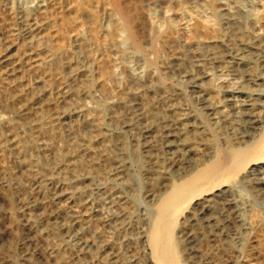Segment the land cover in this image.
Returning <instances> with one entry per match:
<instances>
[{"label": "bare ground", "instance_id": "1", "mask_svg": "<svg viewBox=\"0 0 264 264\" xmlns=\"http://www.w3.org/2000/svg\"><path fill=\"white\" fill-rule=\"evenodd\" d=\"M60 1L0 0L22 40L0 47L7 223L24 218L43 264H76L71 248L115 264L208 263L204 245L240 255L264 217V0H139L160 13L152 32L130 0H91L53 47ZM19 254L7 239L0 264H34Z\"/></svg>", "mask_w": 264, "mask_h": 264}, {"label": "rangeland", "instance_id": "2", "mask_svg": "<svg viewBox=\"0 0 264 264\" xmlns=\"http://www.w3.org/2000/svg\"><path fill=\"white\" fill-rule=\"evenodd\" d=\"M13 2H14V4H16V2H17V5H19L18 3H22L21 5H23L24 7H29V8H31L32 6H34L33 4L36 2V1H38V0H12ZM64 0H62V1H60V2H58L56 5L57 6H59L60 5V7L58 8L60 11H58V9H53V16L57 19H55V18H53L54 19V21H53V23H54V28L57 30V32H56V30H55V32L53 31V33H57L58 35L56 36V35H54V37L52 38V42H55V43H52V46L53 45H57V46H59V44L61 45V43H63L64 44V42H65V40H66V36L67 35H65V33L66 32H68L69 33V31H71V29H73V25H72V23L70 22V20L68 19L70 16H71V18L70 19H72V17L75 15L74 13V10H75V8H76V6H77V8L79 7V8H87L89 5H91V6H89L88 8H91L92 7V5H93V2L91 1V0H74V2L72 1V3L70 4H67L68 3V1L70 2V0H65L64 2H63ZM79 3H78V2ZM88 4V5H86V3ZM91 3H90V2ZM63 2V3H62ZM77 2V3H76ZM129 2H131L133 5H134V7H135V11H136V15L138 14L137 12H139V14L137 15V17L141 20V21H143L144 22V25H145V28H146V31L147 32H152L153 31V25H154V27H155V24H157V23H155V22H157V21H159V14L160 13H158V10H156V9H153L152 11L153 12H155V11H157V12H155V14L154 13H152V11H151V13L152 14H146L145 13V9H144V7H143V5H142V3L139 1V0H130ZM137 2V3H136ZM85 3V4H84ZM63 4V5H62ZM78 4V5H77ZM138 4H141V6H139ZM55 5V6H56ZM72 5H73V7H72ZM84 5V6H83ZM137 5H138V8H137ZM31 6V7H30ZM65 7L64 9H65V11L63 10V8L62 7ZM67 6V7H66ZM71 8H69V7ZM3 9H0V20H3V22L2 21H0L1 23H0V36H2V37H0V47L1 46H3V44H6V42L7 43H11V45H13L14 47L15 46H19L20 44H21V42H22V40L20 39V37H18V36H16V35H13L12 34V29H14V28H16L17 27V22H16V20H15V18H12V14H10V12L8 11V10H6L7 8H5L6 7V5L5 6H1ZM0 7V8H1ZM93 7H95L96 9H97V7L95 6V5H93ZM61 8V9H60ZM72 8H74V10L72 9ZM142 8V9H141ZM68 9V10H67ZM94 9V8H93ZM1 10H2V12H1ZM4 10V11H3ZM6 10V11H5ZM56 12H55V11ZM63 10V11H62ZM144 10V11H143ZM61 11L63 12V13H61ZM9 12V13H8ZM60 12V13H59ZM143 12V13H142ZM6 13V14H5ZM57 13V14H56ZM61 15V17H60V15ZM64 16H63V15ZM146 14V15H145ZM172 14V12H170V14L169 15H171ZM141 15V16H140ZM154 15H155V17H154ZM5 16H7V17H5ZM56 16H58V17H56ZM151 16H152V18H153V20L151 19ZM172 17H175V14H173V15H171ZM2 17V18H1ZM141 17V18H140ZM144 17H146V18H144ZM149 17V18H148ZM11 18V19H10ZM159 18V19H158ZM15 22H13V21ZM67 20H68V22H67ZM152 20V21H151ZM6 22V23H5ZM13 22V23H12ZM67 22V23H66ZM146 22L148 23V24H146ZM14 24V26H13V28H12V24ZM66 23V24H65ZM150 23V24H149ZM10 26H9V25ZM16 24V25H15ZM71 24V25H70ZM56 25V26H55ZM66 25H68L67 27H66ZM148 25L149 26H151V27H148ZM10 27H11V29H10ZM71 28V29H69V31H68V28ZM63 28V29H62ZM12 30V31H11ZM58 30L60 31L59 33H58ZM63 30V31H62ZM66 31V32H65ZM95 31V30H94ZM6 32H7V34H6ZM65 32V33H64ZM11 33V36L12 37H10L9 36V34ZM52 33V32H51ZM61 35V38H60V35ZM67 34V33H66ZM4 35H6L5 36V38H4ZM8 35V36H7ZM63 36V37H62ZM65 36V37H64ZM6 37H8L7 39H6ZM14 37H16V39L14 38ZM18 38V39H17ZM56 38H60L59 40H57ZM65 38V39H64ZM61 39H64V40H61ZM6 40V41H5ZM8 40V41H7ZM12 40V41H11ZM57 40V41H56ZM61 41V42H60ZM121 41H123L122 42V45L124 44V46H125V48L127 47H129L130 46V43H129V41L128 40H126V38L125 37H122V39H121ZM13 42V43H12ZM126 42V43H125ZM59 43V44H58ZM18 44V45H17ZM21 46V45H20ZM55 46H53V47H55ZM135 66H134V65ZM131 65L134 67V68H137V64L135 63V62H131ZM140 70V69H139ZM141 71V70H140ZM141 73H142V75H144L145 74V70H143V71H141ZM178 75V76H177ZM174 76V77H173ZM176 77V78H175ZM184 79V78H186V76H182V75H180V74H178V73H175V75L173 74L172 75V77L170 78V79H168L170 82H177V80H179V79ZM180 79V80H181ZM185 80V79H184ZM183 82V86H181V87H183L182 89H185L184 90V92L185 93H188V95H189V86H187L186 85V83H185V81H182ZM185 83V84H184ZM184 85H185V87H184ZM128 138L130 139V137L128 136ZM218 145H221V142H220V140L218 141ZM10 162V163H9ZM9 163V164H8ZM11 161H8L7 159H6V161H5V164L6 165H11ZM136 172L139 174V175H141V171L139 170V169H136ZM24 184H25V186L27 187V189L28 188H30V184L27 182H25L24 181ZM29 184V185H28ZM138 190V191H137ZM136 190V192H137V194H138V196L139 197H143V195H144V191H145V187L143 186V187H140V188H138ZM140 190H141V192H140ZM3 205V203H2V201L0 200V233H3L4 235H1L0 234V241H1V239H2V241L0 242L1 244H0V247L2 246V244H4L5 242H7V239L9 240V241H11L16 247H17V251L20 253L19 254V256L21 257V258H25V254H32L33 253V256H32V262L34 263V264H43V260H44V258L42 257V255H40L41 254V252H40V250L42 249L43 250V248H42V246L41 245H35V244H33L32 242H31V240H30V236L28 235L29 233H30V231L29 232H27V229L29 228L28 227V225L26 224V222L25 221H23L24 220V218L21 216V215H17V217H16V219H17V221H16V223L18 224V225H16V224H13L12 226L11 225H9V223H7L8 222V220L6 221V219H7V213H6V211L4 210L5 208H4V205ZM3 211V212H2ZM6 213V214H5ZM5 215H6V217H5ZM248 219H249V217H248ZM4 221V222H3ZM6 221V222H5ZM249 221H251V219H249ZM261 222L263 223V224H261ZM258 225H256V227L254 228V229H252L249 233H247V234H245L244 235V243H243V246H242V248H241V253H240V255H238V253L237 252H232V250H231V252L227 249V247L225 248V246H223V245H218V246H212V245H204L203 246V252L205 253L204 255L207 257V258H205V259H207V261H208V263H205V264H223L224 263V261H225V263H227V264H246L245 262H247V260L248 261H250V259H251V261H255V260H259L258 262H260V264H264V217H263V220L261 221ZM3 223V224H2ZM2 224V225H1ZM5 224V225H4ZM15 225H16V228H15ZM20 225H21V227H20ZM178 225V224H177ZM3 226V227H2ZM5 226V227H4ZM24 226V227H23ZM179 226V225H178ZM178 226L177 227H175V228H178ZM260 226V227H259ZM20 228V230H18L19 228ZM24 229H23V228ZM4 230H3V229ZM9 228H10V230H9ZM12 228V229H11ZM261 228V229H260ZM14 229H16L15 230V232L13 231ZM8 230H9V232H8ZM177 229H175V231H176ZM7 231V232H6ZM14 233H13V232ZM23 231V232H22ZM257 232V233H256ZM27 233V234H26ZM10 234V235H9ZM17 234V235H16ZM21 234V235H20ZM8 235V236H7ZM26 235H28V236H26ZM262 235H263V237H262ZM5 236V237H4ZM2 237V238H1ZM28 237V238H27ZM3 238L5 239V240H3ZM14 238V239H13ZM17 238H19V239H17ZM263 238V239H262ZM262 239V240H261ZM17 240V241H16ZM5 241V242H4ZM20 241V242H19ZM28 241H30L29 242V244H28ZM15 243H17V244H15ZM254 244V245H253ZM32 245H34V246H32ZM24 248H26V249H22L23 247ZM127 246V245H126ZM124 246L123 248H121V250H122V252L124 253V252H126V248H128L127 250H130L131 248L133 249V247H131V246ZM20 247H21V250H20ZM32 247H33V249H32ZM224 250V252H222L223 250L221 249V248ZM39 248V249H38ZM130 248V249H129ZM135 250H137L138 249V247L135 245ZM137 248V249H136ZM206 248H208V249H206ZM217 248H218V250L219 251H217ZM253 248H255V249H253ZM262 248V249H261ZM125 249V250H124ZM216 249V250H215ZM261 249V250H260ZM34 250H35V252H34ZM75 250V251H74ZM215 250V251H214ZM228 250V251H227ZM260 252H259V251ZM30 251V252H29ZM38 251H39V253H38ZM68 251V250H67ZM67 251H65L64 252V256L65 255H67L66 257H68V255H70L71 256V260L73 261L75 258L77 259H75L74 261H75V263L76 264H101V263H103V264H106L107 262V264H110V262L111 261H106L105 259H104V255H102V254H104V253H102V252H98L99 253V255H97L96 253H94L93 254V256L94 257H89V258H83L82 256H79V257H81V258H78V255H77V253H76V248L74 249V248H71V251H70V253L69 252H67ZM138 252H139V249L137 250ZM29 252V253H28ZM72 252V253H71ZM76 254H75V253ZM219 252V253H218ZM228 252V253H227ZM258 252H259V254H260V256L258 257ZM127 253H130V252H127ZM212 253V254H211ZM216 253V254H215ZM221 254V255H220ZM246 254V255H245ZM41 257H40V256ZM77 257H76V256ZM213 255V256H212ZM220 255V256H219ZM225 257H224V256ZM237 256V258H235L236 256ZM250 255V256H249ZM70 256H69V259H70ZM97 256V257H96ZM230 256V257H229ZM241 256V257H240ZM75 257V258H74ZM96 257V258H95ZM101 257H102V259H101ZM180 257L181 258H183V256H181V254H180ZM211 257V258H210ZM217 257V258H216ZM218 257H219V259H218ZM231 258V260L229 259V258ZM244 257V258H243ZM261 257L263 258V260L261 259ZM35 258H37V260L35 259ZM97 258H98V260H97ZM224 258V259H223ZM233 258V259H232ZM249 258V259H248ZM34 259V260H33ZM218 259V260H217ZM253 259V260H252ZM255 259V260H254ZM99 260H101V263L99 262ZM212 260H213V263H212ZM222 260H223V262H222ZM234 260V261H233ZM241 260V261H240ZM80 261V262H79ZM103 261V262H102ZM219 263H218V262ZM85 262V263H84ZM90 262V263H89ZM231 262V263H230ZM111 263H113V262H111ZM181 263L182 264H185L186 263V261L184 262V259L181 261ZM204 263H198V264H204ZM224 263V264H225ZM113 264H115V263H113ZM186 264H189V263H186Z\"/></svg>", "mask_w": 264, "mask_h": 264}]
</instances>
